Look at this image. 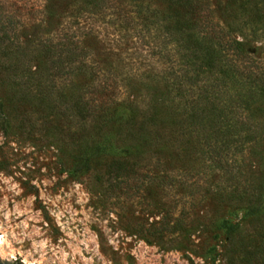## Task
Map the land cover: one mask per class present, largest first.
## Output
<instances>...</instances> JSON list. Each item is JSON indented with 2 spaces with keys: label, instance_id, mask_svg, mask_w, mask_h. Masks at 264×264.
Returning <instances> with one entry per match:
<instances>
[{
  "label": "trees",
  "instance_id": "16d2710c",
  "mask_svg": "<svg viewBox=\"0 0 264 264\" xmlns=\"http://www.w3.org/2000/svg\"><path fill=\"white\" fill-rule=\"evenodd\" d=\"M157 1L67 0L79 27L114 10L123 29L154 34V56L167 57L169 71L140 78L103 73L100 57L112 55L84 27L57 34L60 0H44L29 26L0 3V128L32 123L36 109L56 124L70 112L76 135L89 126L69 159L75 178L97 160L111 181L145 162L168 172L191 155L209 160L223 174L205 189L210 208L189 224L176 218L172 232L203 231L213 262L219 246L231 261L264 264V60L253 51L264 47V0ZM137 84L147 87L142 99L130 97Z\"/></svg>",
  "mask_w": 264,
  "mask_h": 264
},
{
  "label": "rangeland",
  "instance_id": "374dc122",
  "mask_svg": "<svg viewBox=\"0 0 264 264\" xmlns=\"http://www.w3.org/2000/svg\"><path fill=\"white\" fill-rule=\"evenodd\" d=\"M60 1L57 34L73 35L84 27L97 37L102 53L112 55L100 57L108 62L102 65L103 73L140 78L169 71L167 57L154 56L153 33H142V38L138 27L123 29V18L112 15L114 10L88 14L79 27L72 23L75 8ZM0 3L24 25L42 18L44 0ZM254 45L253 51L264 60V47ZM146 91L145 85L137 84L130 97L142 99ZM35 111L28 125L16 124L8 134L0 128L4 239L40 264H244L243 254L231 261L234 256L219 246L213 262L205 257L206 243L212 240L203 231L170 228L176 218L189 224L210 208L205 189L218 185L223 174L209 160L191 155L168 172L145 162L130 177L112 181L103 172L106 162L97 160L90 173L75 178L69 159L79 140L89 139V126L82 125L76 135L79 125L70 112L64 111L61 124H56L47 122V111Z\"/></svg>",
  "mask_w": 264,
  "mask_h": 264
},
{
  "label": "water",
  "instance_id": "95a60500",
  "mask_svg": "<svg viewBox=\"0 0 264 264\" xmlns=\"http://www.w3.org/2000/svg\"><path fill=\"white\" fill-rule=\"evenodd\" d=\"M0 264H40L0 236Z\"/></svg>",
  "mask_w": 264,
  "mask_h": 264
}]
</instances>
